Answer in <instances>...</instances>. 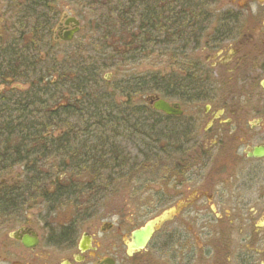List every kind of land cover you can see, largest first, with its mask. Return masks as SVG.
Masks as SVG:
<instances>
[{
	"label": "flooded vegetation",
	"instance_id": "obj_1",
	"mask_svg": "<svg viewBox=\"0 0 264 264\" xmlns=\"http://www.w3.org/2000/svg\"><path fill=\"white\" fill-rule=\"evenodd\" d=\"M87 51L128 53L113 55L128 73L104 77L106 89L118 117H163V177L135 179L136 204L103 215L76 204L73 220L40 233L0 223V264H264V0H0V115L67 98ZM158 51L163 96L152 71H136ZM159 186L160 202L145 204Z\"/></svg>",
	"mask_w": 264,
	"mask_h": 264
},
{
	"label": "trees",
	"instance_id": "obj_2",
	"mask_svg": "<svg viewBox=\"0 0 264 264\" xmlns=\"http://www.w3.org/2000/svg\"><path fill=\"white\" fill-rule=\"evenodd\" d=\"M104 55L97 51L77 55L70 68L72 80L67 98L59 96L54 105L50 101V106L48 101H40L39 111L34 114L24 109L18 115H0V177L13 168L23 170L20 184L0 183V214L14 215L25 205V195L29 197L34 190L42 192V206L51 207L87 192L84 186L75 183L55 188L53 180L60 175L67 180L83 173L97 175L103 169L114 173L120 168L122 173L131 162L124 159L120 147L115 151L117 143L136 142L140 161H134L133 165L140 170L142 166L143 172L149 169L147 162L157 158L153 152L163 140V117L155 112L140 114L139 110L130 117L117 116L114 96L106 89L108 83L102 75L115 66L113 55L124 61L129 60V55L111 52ZM57 73L61 80L65 77L64 72ZM150 81L152 92L163 96V75L153 73ZM145 125L150 126L144 129ZM131 126L134 131L128 128ZM141 127L144 128L134 129ZM68 175L71 176L65 178ZM53 186L52 194H43Z\"/></svg>",
	"mask_w": 264,
	"mask_h": 264
},
{
	"label": "rangeland",
	"instance_id": "obj_3",
	"mask_svg": "<svg viewBox=\"0 0 264 264\" xmlns=\"http://www.w3.org/2000/svg\"><path fill=\"white\" fill-rule=\"evenodd\" d=\"M89 17L91 18V15ZM153 56L155 57L154 53L151 54V59H149L147 62L143 61L140 63L139 61L142 60L138 59L139 66H137L136 71L141 74L147 71H152V74H159V69H161V71L163 72V66L160 67L156 65V62L163 59V51L156 52L157 60L152 61ZM118 66L120 65L117 64L113 67L112 70L104 72L102 77L112 79L113 76L122 77L127 75V66L124 65V68L122 66L120 67L122 72H120L121 70L118 69ZM117 146L123 150L124 159H129L131 162L124 167L122 173L120 171L121 169L118 168L119 173L117 171L113 173L112 170L107 172L103 169V171H101L97 175L83 173L78 177L72 176V178H68L67 180L58 177L56 178V180H53V185H55V188L60 185L66 186L67 183H75L76 185L84 186L83 189L87 190V192L81 195H74L73 198L69 199L66 202L64 201L65 204L62 203L61 205L51 207L52 205L42 206V192H37L34 190L32 191L33 193L28 195L29 197L25 195V205H23L20 210L15 212L14 215L0 214V223L5 222L4 227H6L8 231L14 230L16 226L27 224L32 227V229L37 233H40L46 226L51 223L63 224L73 220L75 217L73 207L76 204H80V202L86 205H94L95 207L99 208V215L106 214L113 209L125 205L129 207V205L136 204L135 201L138 196L134 197V193L132 191L135 187V184H133L134 180L137 178H141V176L147 175H156L154 177H148V179L163 177V158L160 161L158 154L161 152V150L156 149L153 152V154H156L157 158L150 159V161H148L146 164L149 169L146 172H143L142 166V169L140 170L137 165H133L134 161H140L138 157V152L140 151V149L139 147H137L138 145H136V142L133 143L130 141V143H117L115 146V151ZM133 157L134 160H132ZM104 161L108 160H106L105 158ZM96 170L99 171V169ZM22 171L23 170L21 169V167L13 168L8 173H5L2 177H0V182L6 185H9V182H12L13 185L20 184V176ZM70 176L71 175H68L65 178ZM153 188L154 189L151 188L152 190L150 193L146 194L147 200L145 204L150 203L153 205L159 203L160 199L163 197L161 195L162 190H159L160 186ZM53 192L54 186L49 187L43 194H52ZM128 209L129 211L131 210V208Z\"/></svg>",
	"mask_w": 264,
	"mask_h": 264
},
{
	"label": "water",
	"instance_id": "obj_4",
	"mask_svg": "<svg viewBox=\"0 0 264 264\" xmlns=\"http://www.w3.org/2000/svg\"><path fill=\"white\" fill-rule=\"evenodd\" d=\"M153 108L156 111H160L163 113V111H167L165 104L162 100H158L154 103ZM255 152H259L255 150ZM166 218V216L161 215L158 218H156L154 221L149 222L146 224L143 229L134 232L133 234V242H134V248L143 247L145 243L148 241L149 237L151 236L153 232V227L158 226L163 220Z\"/></svg>",
	"mask_w": 264,
	"mask_h": 264
}]
</instances>
